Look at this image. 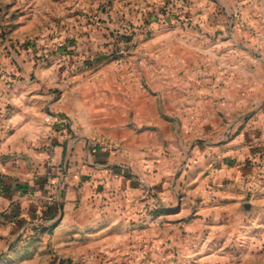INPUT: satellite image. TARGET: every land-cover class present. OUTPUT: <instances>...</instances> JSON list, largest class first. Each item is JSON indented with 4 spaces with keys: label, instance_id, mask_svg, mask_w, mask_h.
<instances>
[{
    "label": "rangeland",
    "instance_id": "rangeland-1",
    "mask_svg": "<svg viewBox=\"0 0 264 264\" xmlns=\"http://www.w3.org/2000/svg\"><path fill=\"white\" fill-rule=\"evenodd\" d=\"M27 59L32 81L48 72L64 92L65 127L141 187L139 217L114 224V253L128 251L115 264H264V168L240 172L226 158L249 184L247 201L227 208L222 169L192 161L195 147L230 143L264 110V0H0V82L14 85ZM99 241L86 247L109 264Z\"/></svg>",
    "mask_w": 264,
    "mask_h": 264
},
{
    "label": "crops",
    "instance_id": "crops-1",
    "mask_svg": "<svg viewBox=\"0 0 264 264\" xmlns=\"http://www.w3.org/2000/svg\"><path fill=\"white\" fill-rule=\"evenodd\" d=\"M26 63L14 85L0 82V254L24 251L29 256L10 261L2 258L0 264H50L51 247L61 264H102V259H94V251L86 247L90 239L102 240L97 243L98 252L108 254L106 261L115 264L121 260L117 254L123 256L128 251L114 253V224L139 217L137 212L144 203L141 187L120 174L113 154L94 149L91 139L76 127H65L63 115L69 113L64 92L59 96L51 90L48 72L35 71L37 81H32L33 61L27 59ZM17 76L10 67L2 79L9 82ZM49 109L60 113L59 122L46 123ZM189 124V119L183 121L184 126ZM164 125L171 128V123ZM192 152L193 164L201 169L217 163L222 169L224 205L239 207L247 201L248 178L234 180L226 158L237 159L236 170L240 172L247 164L251 172L264 168V110L230 143L195 147ZM206 184L195 185L203 189ZM75 192L79 199H75ZM161 200L168 205V199ZM59 204L62 217H51ZM47 227L53 228L52 236Z\"/></svg>",
    "mask_w": 264,
    "mask_h": 264
},
{
    "label": "built area",
    "instance_id": "built-area-1",
    "mask_svg": "<svg viewBox=\"0 0 264 264\" xmlns=\"http://www.w3.org/2000/svg\"><path fill=\"white\" fill-rule=\"evenodd\" d=\"M60 118H61L60 113H57L52 109H49L48 114L45 118V121L47 123L59 122Z\"/></svg>",
    "mask_w": 264,
    "mask_h": 264
},
{
    "label": "trees",
    "instance_id": "trees-1",
    "mask_svg": "<svg viewBox=\"0 0 264 264\" xmlns=\"http://www.w3.org/2000/svg\"><path fill=\"white\" fill-rule=\"evenodd\" d=\"M52 228V227H51Z\"/></svg>",
    "mask_w": 264,
    "mask_h": 264
}]
</instances>
